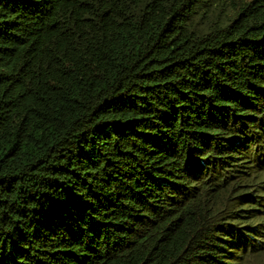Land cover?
Masks as SVG:
<instances>
[{
    "label": "trees",
    "instance_id": "trees-1",
    "mask_svg": "<svg viewBox=\"0 0 264 264\" xmlns=\"http://www.w3.org/2000/svg\"><path fill=\"white\" fill-rule=\"evenodd\" d=\"M264 0H0V264H256Z\"/></svg>",
    "mask_w": 264,
    "mask_h": 264
},
{
    "label": "rangeland",
    "instance_id": "rangeland-1",
    "mask_svg": "<svg viewBox=\"0 0 264 264\" xmlns=\"http://www.w3.org/2000/svg\"><path fill=\"white\" fill-rule=\"evenodd\" d=\"M256 264H264V256L257 258Z\"/></svg>",
    "mask_w": 264,
    "mask_h": 264
}]
</instances>
